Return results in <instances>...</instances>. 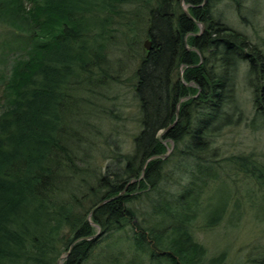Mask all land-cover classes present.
<instances>
[{
	"label": "trees",
	"instance_id": "1",
	"mask_svg": "<svg viewBox=\"0 0 264 264\" xmlns=\"http://www.w3.org/2000/svg\"><path fill=\"white\" fill-rule=\"evenodd\" d=\"M247 2L183 0L190 18L179 0H0V22L26 34L23 48L0 66V264H57L66 251L61 264L219 263L199 242L194 221L200 193L219 174V162L203 156L211 133L241 115L234 77L243 62L255 109L264 114L263 50L218 12L231 4L241 20ZM131 3L143 11H126ZM122 26L132 28L136 46L143 34L151 41L130 76L140 129L133 150L113 151L116 167L101 174L79 102L108 82L107 41ZM179 104L176 123L161 135L173 141L189 178L175 195L165 190L159 130L174 121ZM84 170L94 182L78 197L86 180H74ZM140 197L146 210L130 203ZM210 203L204 221L212 227L222 210ZM256 262L264 264V254L246 261Z\"/></svg>",
	"mask_w": 264,
	"mask_h": 264
},
{
	"label": "rangeland",
	"instance_id": "2",
	"mask_svg": "<svg viewBox=\"0 0 264 264\" xmlns=\"http://www.w3.org/2000/svg\"><path fill=\"white\" fill-rule=\"evenodd\" d=\"M179 2L182 4L181 7L186 10L187 6L183 4V0H179ZM246 6L249 8L241 9L244 15L241 20L231 4L228 7L221 4L218 12L221 13L223 22L232 25L239 33L245 34L248 41L258 44L264 53V0H252V2H247ZM124 7L128 12L133 8H136V11L138 9V13L142 10L139 3L126 4ZM114 18L120 20L117 16ZM141 19V23L142 21L145 23L143 15ZM124 22L128 21L124 20ZM112 26L116 27L115 24ZM118 29L119 31H114L113 36L107 41L108 48L105 58L109 74L106 76V80L107 83L113 85L110 87L106 83L99 89L97 88L92 97L88 93V98L85 97L79 102L85 118L91 122L89 125L90 136L92 135L91 137L94 139V144H91V147L96 148L93 165L96 164V171L98 170L101 174L105 172L108 164L113 169L116 167L114 166L117 163L114 152L126 153L133 150V139L140 129L138 104H136L135 94H133L134 83L130 76L139 62V56L147 50L143 45L148 38L144 34L138 36L137 39L140 42H138L140 45L138 47L129 39L132 35V28L122 26ZM122 32H126L127 37H123ZM25 38V33H20L17 29L0 22L1 68L10 62L9 56L18 52L17 48L25 44ZM136 47H138L139 54H135ZM188 47L193 49L189 45ZM247 68L244 62L239 64L234 77L236 99L240 104V117L235 115L231 118L230 124L220 127L218 131H213L211 134L214 136H211L212 142L207 149V152L210 153L203 154V156H210L219 162V174L218 178L214 179L215 181H210L200 193L198 199L203 208L194 221V232L210 258L221 257L218 264H247L248 259L258 257V254H264V114H261L262 110L258 106L255 109L254 98L258 96L254 94V88L248 82ZM177 71L179 79L183 81L182 67L179 66ZM185 85L195 88L191 82ZM192 95L195 94L188 95L187 98ZM182 100L186 99L182 98L180 102ZM262 107L264 108L263 105ZM161 135H159L161 144L165 150L160 158L168 159V162L163 166L168 176L165 190H170V193L176 191L175 195H178L189 180L188 175L183 173L185 170L184 160L183 157L181 159L175 157L174 154L178 149L173 151L175 148L173 141L165 139ZM236 155L243 157V162L247 166L240 165L237 158H234ZM170 156L171 158H169ZM249 160L253 164H251L252 167L254 166L253 172L250 171ZM78 166L84 167V165ZM247 169L249 171H246ZM259 171L262 173L263 179H257ZM80 178H85L86 181L82 186L84 188L76 192L78 197L88 190L85 186L86 183L90 185L91 182H94L91 181L93 177L89 178L85 170L77 174L74 180L78 186L80 183L77 180L81 181ZM208 201L211 202L210 206L212 204L220 205V210H222L217 224L212 227L205 226L206 222L204 221V216L208 215L206 210ZM130 203L139 210L147 209L143 197ZM87 217L90 220V216ZM96 230L98 229L95 227ZM129 233L128 229L124 235L127 237ZM61 255H65V253ZM61 259L59 258L60 264Z\"/></svg>",
	"mask_w": 264,
	"mask_h": 264
},
{
	"label": "water",
	"instance_id": "3",
	"mask_svg": "<svg viewBox=\"0 0 264 264\" xmlns=\"http://www.w3.org/2000/svg\"><path fill=\"white\" fill-rule=\"evenodd\" d=\"M181 2H182V1H181ZM181 2H180V4H181ZM181 6H182V4H181ZM183 11H184V13H185L186 15H188L190 18H192V17L188 14L187 10H184V9H183ZM199 25L201 26V30H202V29H203V25H201L200 23H199ZM150 45H151V41H150L149 39H147V40L144 41V45H143V47H144L145 49H147V50H150ZM192 48L195 49V47H192ZM185 84H186V83H185ZM179 101H180V100H179ZM175 114H176V117H175L174 121L171 122V123H169V126H167L166 128L161 129L160 132H159L160 134H162V133L166 132L167 130H169V128H171V127L173 126V124L176 123L177 118H178V114H179V113H178V105H177V109H176V111H175ZM171 143H172V141H171ZM166 155H167V154H166ZM166 155H163V156H166ZM146 163H147V161L145 162V164H146ZM145 164H144V165H145ZM142 170H143V168H142ZM143 173H144V170H143ZM143 173H142V175H143ZM142 175L139 177V179L142 177ZM139 179H138V180H139ZM119 194H120V193H119ZM104 202H106V200L97 203V205H96L95 207H93V208L90 210L89 214H90L94 209H96L97 207H99L100 205H102ZM91 224H93V223L91 222ZM93 225H95V224H93ZM96 226L99 228L98 225H96ZM94 236H95V235H94ZM67 253H68V251H66L65 255H61L59 258H63V257H65ZM59 258L57 259V260H58L57 264H60V262H59Z\"/></svg>",
	"mask_w": 264,
	"mask_h": 264
}]
</instances>
